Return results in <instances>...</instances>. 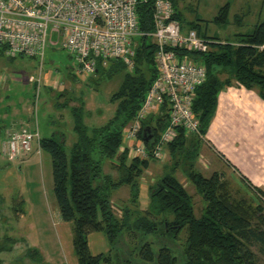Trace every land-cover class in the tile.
<instances>
[{
    "label": "trees",
    "instance_id": "obj_1",
    "mask_svg": "<svg viewBox=\"0 0 264 264\" xmlns=\"http://www.w3.org/2000/svg\"><path fill=\"white\" fill-rule=\"evenodd\" d=\"M175 17L181 22V12L171 0ZM154 0L137 6L140 30L150 31ZM230 3L227 1L218 8L212 21L225 24L228 21ZM188 28L198 35L211 40L207 52H187L204 64L205 81L196 88L192 102V113L198 120L202 137L186 134L177 127L175 138L167 145L172 159L169 172L163 174L148 188V205L139 208L140 179L149 167L151 158L128 160V149L121 150L122 130L138 113L145 96L158 75L154 61L155 45L147 37H139L135 50L134 66L129 70L116 59L106 65L98 63V72L110 75L124 69L119 89L113 94L117 100L114 115L101 125L87 126L84 123L82 104L72 105L73 131L75 140L65 148L63 132H53L40 137V149L50 157L52 187L60 217L72 226V248L78 264H177L178 256L173 253L174 243L181 246L184 258L181 264H264L250 247L258 244L264 254V205H253L244 198H234L226 180L219 174L203 175L195 166L201 142L211 120L222 82L219 74L230 69L234 79L247 88L258 87L264 99V19L258 21L250 32L234 34L233 41L220 39L200 32L199 23L190 21ZM2 53L0 52V55ZM36 83V82H35ZM55 105L67 108L68 100ZM168 106L164 103L160 113L148 116L142 125L150 127L152 137L145 143L148 150L168 122ZM106 160L114 163L119 175L114 178L103 171ZM181 169L196 192L205 202L200 215L195 214L191 194L174 175ZM122 185L129 187L127 203L122 207V216L114 214L110 202L113 190ZM260 201L264 203V190L251 184ZM101 232L109 245L107 252L92 254L88 245V235ZM140 234L139 247L126 250L123 256L117 244L121 235ZM156 236L160 243L147 239ZM11 242L9 237L5 238ZM1 248V245H0ZM2 250H10L11 245ZM29 253L41 259L35 248ZM125 255V254H124Z\"/></svg>",
    "mask_w": 264,
    "mask_h": 264
},
{
    "label": "rangeland",
    "instance_id": "obj_2",
    "mask_svg": "<svg viewBox=\"0 0 264 264\" xmlns=\"http://www.w3.org/2000/svg\"><path fill=\"white\" fill-rule=\"evenodd\" d=\"M174 1L177 10L181 12V24L184 30L193 20L200 24V32L208 36L215 35L220 39L219 41H233L235 33L250 32L256 22L264 19V0ZM227 1L230 3L227 23L213 22L212 19L217 14L218 8ZM30 76L39 77V82L28 81ZM123 76L124 69L115 70L110 75L100 72L86 76L79 74L75 56L61 46H47L41 61L39 58L21 55L15 57L0 55V237H2L0 245L1 248L11 245V250H7L11 255H2L0 262L3 264H77L72 248L71 223L61 219L54 198L48 153L43 151L40 160L33 152L12 161L7 160L2 153L7 136L4 121L9 118L8 114H12L6 110L18 112L23 110L27 120L23 127L30 131L37 130L40 137L50 136L56 131L63 132L65 148L68 152L75 140L71 106L82 104L84 123L87 126L105 123L116 110L117 100H112V96L119 89ZM226 76L233 77L230 69H225L219 74L221 78ZM255 88L258 90L257 86ZM58 92H64L59 97V102L68 100L70 107L58 108L55 105ZM5 95L8 96L7 99ZM35 97L37 101L34 103ZM213 152L216 154L215 151ZM130 159L131 157L128 156V160ZM171 162L168 149L164 157L150 160L149 167L144 170L139 181L143 188V196L139 198L140 209H145L148 203L146 188L158 180L164 172L170 170ZM20 163H22L21 170L18 168ZM208 169L210 172L212 167ZM103 171L110 173L114 178L119 175L115 164L109 160L105 161ZM174 175L191 194L195 214L200 215L205 202L181 169H177ZM221 179L226 180L234 198L241 197L250 204L264 205L253 190L243 183V179L239 180V177L234 179L228 173H225ZM123 186L128 187L126 185L120 187ZM128 197V193H122L121 189L116 195L112 193L110 202L114 214L119 218L122 216L121 209L127 203ZM5 234H9L11 242L3 238ZM93 239L97 240V245L93 242L94 245L91 246L93 251L97 248L102 251L103 247L107 248L106 252L108 251L109 245L101 232L90 233V244ZM147 239L153 241V245L156 241L160 243L156 236L148 235ZM139 242L140 234L135 236L132 233L126 237L122 234L117 247L125 257L127 256L125 251L135 246L139 247ZM180 247L179 243L173 245V253L178 256L177 264H181L184 260ZM32 248L43 257L40 262L35 255L29 253V249ZM250 249L257 253L259 260L264 263V254L258 250V244H254ZM135 261L136 258L134 264ZM136 263L140 264V261ZM113 264L119 263L115 260Z\"/></svg>",
    "mask_w": 264,
    "mask_h": 264
},
{
    "label": "built area",
    "instance_id": "obj_3",
    "mask_svg": "<svg viewBox=\"0 0 264 264\" xmlns=\"http://www.w3.org/2000/svg\"><path fill=\"white\" fill-rule=\"evenodd\" d=\"M145 2L0 0V52L6 57L21 55L41 61L47 46H61L75 56L78 73L86 76L96 74L98 63L106 65L112 59L122 61L131 70L137 39L149 38L155 45L158 75L137 115L122 130L121 150L127 148L131 158L160 159L175 138L177 127L183 128L186 134L202 137L191 108L196 88L205 81L206 68L202 62L177 50L207 52L211 40L198 35L194 29L184 30L175 17L171 0H154L153 29L140 30L137 6ZM39 79L30 76L28 81L37 83ZM164 103L169 107L167 125L148 150L145 140L139 137L143 121L159 114ZM34 147L38 152L41 150L37 130L21 127L11 132L2 150L8 159H16Z\"/></svg>",
    "mask_w": 264,
    "mask_h": 264
},
{
    "label": "crops",
    "instance_id": "obj_4",
    "mask_svg": "<svg viewBox=\"0 0 264 264\" xmlns=\"http://www.w3.org/2000/svg\"><path fill=\"white\" fill-rule=\"evenodd\" d=\"M219 79L222 82L229 80V83H224L218 92L216 108L205 131L203 142L200 144L195 166L203 175L205 173V176L217 173L223 178L225 173H228L234 179L238 177L239 180L243 179L245 185L251 184L264 190V99L260 97L255 87L247 88L238 83L234 77L226 76L219 77ZM4 97L7 99L8 96ZM22 111L6 110V112H12V114H8L9 118L4 121L7 135L19 130L27 123ZM33 152L38 155L39 160L43 157V150L38 152L34 147L30 153ZM209 167H212L210 172L208 171ZM18 168L21 170L22 163ZM148 188H146L147 198ZM120 189L122 193L129 195V187L125 186L115 189L113 195H116ZM144 195L146 196V192ZM141 196H143L142 183H140L139 198ZM6 235L9 237V234H5L3 238ZM93 242L97 245V240L94 241V239L90 244L88 235V245L92 254L106 252V247H103L102 251L98 248L93 251L91 248L94 245ZM8 251L0 250V261L2 255H11V252ZM41 258L43 257L41 256ZM39 260L42 259L37 261ZM0 264L3 263L0 262Z\"/></svg>",
    "mask_w": 264,
    "mask_h": 264
},
{
    "label": "water",
    "instance_id": "obj_5",
    "mask_svg": "<svg viewBox=\"0 0 264 264\" xmlns=\"http://www.w3.org/2000/svg\"><path fill=\"white\" fill-rule=\"evenodd\" d=\"M143 137L146 141H148L152 137L149 126H145L143 128Z\"/></svg>",
    "mask_w": 264,
    "mask_h": 264
},
{
    "label": "flooded vegetation",
    "instance_id": "obj_6",
    "mask_svg": "<svg viewBox=\"0 0 264 264\" xmlns=\"http://www.w3.org/2000/svg\"><path fill=\"white\" fill-rule=\"evenodd\" d=\"M10 134H11V132L6 136V139H7V137H8ZM2 153H3V150H2ZM28 154H29V153H28ZM3 155H4V154H3ZM4 156H5V155H4ZM5 157H6V156H5ZM6 158H7V157H6ZM7 160H11V161H12L13 159H8V158H7ZM6 237H7V235L5 236V238H6ZM5 238H4V239H5Z\"/></svg>",
    "mask_w": 264,
    "mask_h": 264
}]
</instances>
